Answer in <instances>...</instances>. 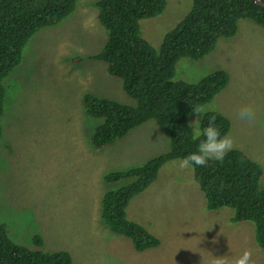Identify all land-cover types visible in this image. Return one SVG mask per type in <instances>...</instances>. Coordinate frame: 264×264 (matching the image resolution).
I'll return each instance as SVG.
<instances>
[{
    "label": "rangeland",
    "instance_id": "obj_1",
    "mask_svg": "<svg viewBox=\"0 0 264 264\" xmlns=\"http://www.w3.org/2000/svg\"><path fill=\"white\" fill-rule=\"evenodd\" d=\"M97 1L78 0L68 16L37 32L24 48L22 65L7 78L13 91L8 95L19 105L17 111L15 102L10 107L9 144L0 142V218L18 236L25 234L33 241L35 234L42 233L47 249L69 250L73 264H212L218 257L232 264L249 249L264 264L254 222L233 221L234 210L228 206L208 209L194 182L192 166L179 167L182 159L166 161L154 183L135 195L127 209V218L158 238L157 246L138 251L130 237L102 222L101 198L112 188L104 176L162 155L170 149L171 140L151 120L112 146L94 150L90 145L100 120H77L86 92L137 104L122 90L121 82L109 79L102 61L84 59V76L67 83L65 58L75 61L78 51L88 53L84 49H94L107 33L97 18ZM193 1L167 0L161 15L142 22L162 42ZM252 26L250 21H240L232 51L222 50L226 39H221L196 62L182 58L175 79L182 75L197 82L219 67L228 69L231 82L227 89L201 109L227 116L231 121L227 136L233 139V148L260 161L264 168V34L252 32ZM241 106L252 107V122L239 119ZM197 118L194 114L189 120L194 134L202 121L194 123ZM261 183L264 186V178ZM12 238L34 246L26 238Z\"/></svg>",
    "mask_w": 264,
    "mask_h": 264
},
{
    "label": "trees",
    "instance_id": "obj_2",
    "mask_svg": "<svg viewBox=\"0 0 264 264\" xmlns=\"http://www.w3.org/2000/svg\"><path fill=\"white\" fill-rule=\"evenodd\" d=\"M76 1L0 0L1 136L2 113L10 86L7 78L18 68L28 41L39 30L68 16ZM97 5L108 39L99 54L88 58L103 61L110 75L121 78L123 89L136 98L138 106L84 94L82 117L104 118L90 139L93 147L111 144L150 119L166 130L171 140L170 149L162 155L126 172L105 176L112 188L103 197L104 220L114 232L130 237L135 248L142 251L157 246L159 240L138 223L126 219L124 207L157 179L166 161L183 159L196 150L199 140L195 139L189 122L195 114L193 110L210 102L228 81L227 72L222 69L197 82L182 75L175 79L178 64L184 57L196 62L211 53L220 37L236 33L240 19L264 26V7L251 0H194L192 8L168 29L161 42L142 21L161 15L167 0H99ZM209 116L216 117V126L222 135H227L230 120L213 110L202 118L200 130L207 125ZM192 168L206 207L218 210L228 206L235 211L233 221L254 222L256 237L264 246L262 163L241 149L232 148L222 163L209 160L207 166ZM132 176L137 178L130 181ZM7 222L0 218V264H73L68 252L47 249L42 233L35 234L32 241L25 234L18 236ZM14 235L18 240L26 238L28 245L34 246L17 242L12 238Z\"/></svg>",
    "mask_w": 264,
    "mask_h": 264
},
{
    "label": "clouds",
    "instance_id": "obj_3",
    "mask_svg": "<svg viewBox=\"0 0 264 264\" xmlns=\"http://www.w3.org/2000/svg\"><path fill=\"white\" fill-rule=\"evenodd\" d=\"M99 1V0H98ZM97 1V2H98ZM253 3H257L253 0H251ZM262 1V0H261ZM77 2L78 0L76 1V5L75 7L77 6ZM97 2L95 3V5H97ZM263 2V1H262ZM264 3V2H263ZM259 4V3H258ZM261 5V4H259ZM262 7H264V5H261ZM74 7V9H75ZM98 7V5H97ZM73 9V10H74ZM166 9V8H165ZM72 10V11H73ZM98 20L100 22V24L102 26H104V23H102L100 21V18H99V7H98ZM62 20V19H61ZM241 20H245V21H250L252 22L253 26H252V32L254 31L255 33H262L264 34V26L260 25L258 22H255L253 20H250V19H240L239 22H238V25H237V30H236V33L234 35H230V36H225L223 35L222 37H220L217 42H216V46L218 45L219 41L221 39H226V42H223V46H222V50L223 51H232L234 49V47L236 46V43L238 42V36H239V32H240V21ZM104 28L106 29V27L104 26ZM107 30V29H106ZM40 31V30H39ZM38 31V32H39ZM108 39V30H107V33L104 32V38H103V41L100 42L94 49H84V51L88 52V53H81V51H78L75 55V58L76 59L75 61H69V59L65 58V64L66 66L63 68L64 71H67L68 73V76L69 77V80L67 81V83L69 82H72L74 80H77L79 78H81L83 75V69H82V63L84 61V59L86 61H94V60H97V61H101L99 59H91V58H88L89 55H95V54H99L101 52V50L104 48L105 44H106V41ZM105 42V43H104ZM27 45V44H26ZM26 47V46H25ZM79 47V46H78ZM216 48V47H215ZM24 51V50H23ZM23 51H22V58H21V62L18 64V68H20V66L22 65L23 63ZM210 54V53H209ZM208 55V54H207ZM205 57V56H204ZM203 58V57H202ZM103 62V61H102ZM17 68V69H18ZM219 69H222L224 70L225 72H227V75H228V81L226 83V85L221 88L216 95H219L221 94L224 90L227 89V87L229 86L230 84V79H231V74L230 72L228 71V69L224 68V67H219L217 69H215L214 71L216 70H219ZM15 71V70H14ZM13 71V72H14ZM106 71V70H105ZM213 71V72H214ZM107 72V71H106ZM108 73V72H107ZM212 73V72H211ZM109 75V76H108ZM108 77L109 79L112 81V82H116V81H119L121 82V87H122V90L128 94L124 89H123V81L121 78H114L112 75H110L108 73ZM209 75V74H208ZM11 91L12 90V87H11V82H10V86L7 88V93L8 91ZM13 92V91H11ZM88 93V92H86ZM85 93V94H86ZM41 95H43V93H41ZM129 95V94H128ZM130 96V95H129ZM83 97V96H82ZM104 97V96H103ZM132 97V96H131ZM108 98V97H107ZM133 98V97H132ZM82 99L81 98V101H80V104H81V108H82ZM110 100H113L111 98H108ZM136 100V98H134ZM115 101V100H114ZM6 102H8V109L3 111L2 113V121L4 119V124L2 123V127H3V133H2V136L0 135V142L1 144L3 145H8L9 144V141H8V137L6 135V127L8 125V121H9V111H10V107L11 105L15 102V111H17V106L19 105L18 104V101L15 97H13V95H8V97H6L5 99V104ZM119 102V101H118ZM137 102V100H136ZM1 103V102H0ZM122 103V102H120ZM209 103V102H208ZM123 104H126V103H123ZM130 106H134V107H137L138 105H131V104H128ZM14 111V112H15ZM193 112L195 114H197V119L195 121H193L194 123H198L200 119H202L205 115H206V112H204L201 108H195L193 110ZM222 114V113H221ZM224 115V114H223ZM225 116V115H224ZM82 117V111H81V114H77V120H79L80 118ZM227 117V116H226ZM238 117L239 119L241 120H246L248 122H252L255 118V112L254 110L252 109L251 106H241L239 111H238ZM228 118V117H227ZM229 119V118H228ZM100 122L98 125H100L103 121H104V118H99ZM151 120H154V119H150L148 121H151ZM230 120V119H229ZM148 121H146L145 123H147ZM155 121V120H154ZM216 117L215 116H209L208 117V123L207 125L202 129V130H198L196 132V136H195V139L199 140V143L197 144V147H196V150L189 153L187 156H185L182 161L180 162L179 164V167L180 168H189L191 166H207L209 160H215V161H219V162H223L227 153L229 151L232 150L233 146H234V141L233 139L230 137V136H227V135H222L219 128L216 126ZM156 122V121H155ZM231 122V121H230ZM157 123V122H156ZM144 124V123H143ZM141 124V125H143ZM158 124V123H157ZM97 125V126H98ZM140 125V126H141ZM139 127V126H138ZM97 128V127H96ZM137 128V127H135ZM134 128V129H135ZM133 130V129H132ZM131 130V131H132ZM130 131V132H131ZM129 132V133H130ZM128 133V134H129ZM93 135V134H92ZM91 135V137H92ZM87 136H88V133H87ZM126 136V135H125ZM124 136V137H125ZM4 137V139H3ZM90 137V139H91ZM200 137H203L202 139H200ZM120 138L122 137H119L117 138L114 142H112L111 144H107V145H104V146H101V147H93L92 143H91V140L89 139V143L90 145L92 146V148L94 150H98V149H103L104 147H108V146H112L114 145ZM123 139V138H122ZM3 140V141H2ZM138 167V166H136ZM134 167L132 168H129L127 170H123V171H120V172H115V173H123V172H126L128 170H131L133 169ZM110 174V173H109ZM108 174H106L105 176H107ZM105 176H104V181H106L105 179ZM134 178H137V176H132L130 178V181H132ZM108 182V181H107ZM109 183V182H108ZM124 183H127V180L124 181ZM154 183V182H152ZM151 183V184H152ZM150 184V185H151ZM117 185V184H116ZM115 186V185H114ZM107 191V190H106ZM105 191V192H106ZM104 192V194H105ZM103 194V196H104ZM132 200V199H131ZM130 200V201H131ZM101 201L103 202L102 198H101ZM130 204V202H129ZM128 205H126L124 207V210H123V216H125L126 219L130 220V221H133L129 218H127V215H128ZM234 210V209H233ZM235 212V211H234ZM234 215V213H233ZM101 220L102 222L104 223V225H107V223L105 222L104 220V217H103V204L101 203ZM117 216L119 217V213H117ZM233 218V216H232ZM245 221V220H244ZM135 222V221H133ZM235 222H238V221H235ZM136 223V222H135ZM255 233H256V230H255ZM255 239H256V242L257 244L259 245V247L261 249L264 250V246L263 244L261 243V241L259 240V238L256 237V234H255ZM58 251H66L70 254V257H71V260H72V253L69 251V250H65V249H61V250H58ZM212 264H227V261H225L223 258H220L218 257L217 259H214L212 261ZM232 264H259L257 260H255V255H254V252H252L250 249L249 250H245L243 253H241L233 262Z\"/></svg>",
    "mask_w": 264,
    "mask_h": 264
},
{
    "label": "water",
    "instance_id": "obj_4",
    "mask_svg": "<svg viewBox=\"0 0 264 264\" xmlns=\"http://www.w3.org/2000/svg\"><path fill=\"white\" fill-rule=\"evenodd\" d=\"M253 1H255V2L261 4V5H264V3L261 0H253Z\"/></svg>",
    "mask_w": 264,
    "mask_h": 264
}]
</instances>
